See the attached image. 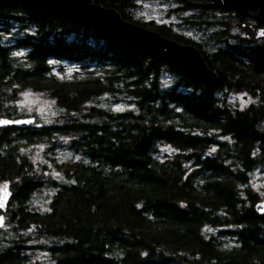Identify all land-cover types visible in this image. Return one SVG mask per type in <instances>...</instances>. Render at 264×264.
I'll use <instances>...</instances> for the list:
<instances>
[{"label": "trees", "instance_id": "16d2710c", "mask_svg": "<svg viewBox=\"0 0 264 264\" xmlns=\"http://www.w3.org/2000/svg\"><path fill=\"white\" fill-rule=\"evenodd\" d=\"M174 1L198 10L192 24L211 30L203 44L155 19H135L137 0L96 2L197 47L216 81L192 77L66 16L0 4V116H22L13 102L24 90L45 92L74 115L58 125L0 127V182L9 181L12 192L7 222L55 240L44 264H264V212L256 211L264 189L251 184L252 171L264 163V40L240 29L231 34L233 25L247 22L236 12ZM215 11L226 18L205 16ZM15 23L27 31L10 45L4 38ZM16 49L25 53L17 58ZM52 60L76 63L78 71L60 78ZM165 71L176 77L168 87ZM228 92L254 100L239 108L226 101ZM106 94L133 107L86 106ZM56 134L70 137L68 148L87 159H53L65 183L42 179L22 151ZM159 143L175 152L159 157ZM46 186L56 191L42 212L30 198ZM226 236L234 243L226 244ZM22 241H0V264H40Z\"/></svg>", "mask_w": 264, "mask_h": 264}, {"label": "rangeland", "instance_id": "374dc122", "mask_svg": "<svg viewBox=\"0 0 264 264\" xmlns=\"http://www.w3.org/2000/svg\"><path fill=\"white\" fill-rule=\"evenodd\" d=\"M193 1V0H192ZM193 3H195L193 1ZM184 4H179L174 0H137V7L134 9V18L149 20L155 19L157 23H164L175 33L191 39L196 43L203 44L207 35L211 32L210 29H203L192 24L191 21L198 16V10H185ZM209 20H217L215 18H226V15L215 11L205 15ZM220 19V20H221ZM244 22V21H243ZM10 34H6L4 41L7 44H15L16 38L25 35L27 29L21 28L20 24H12L10 26ZM231 34L241 35L238 28L230 29ZM25 53L24 49L14 50L13 55L17 58ZM52 72L60 78H71L78 71L76 63L52 60ZM163 81L166 87L170 86L175 80V75L165 71L163 73ZM226 101L233 106L243 108L250 104L254 99L243 93L228 92L225 94ZM108 106L115 111H123L133 107L132 103L126 98L114 97L109 95H100L87 103ZM18 112L22 114L20 117H35L32 125H58L63 124L73 117V113H69L56 104V101L45 92H35L32 90H24L20 92L18 99L13 102ZM264 126V122L262 123ZM70 140L68 136L54 135L49 141L36 142L26 144L22 147V151L26 153L34 164L35 170L44 180H54L58 183H65L66 179L54 169L53 159L56 161L75 160L87 162V159L82 155L71 151L67 143ZM215 150V147L211 151ZM175 150L165 143H159L157 155L161 158H166L174 153ZM251 184L258 192H263L264 189V163L259 164L251 173ZM56 191L54 186H46L41 190L36 191L30 198V203L39 211H47L51 196ZM264 201L263 198L259 201ZM6 214V213H5ZM4 214V224L0 227V241L2 243H9V241L16 237L23 239L22 244L25 251L30 256L31 260L36 263L44 264L50 262L48 246L55 242L53 239L38 237L32 227L26 230L13 229L12 224L8 223V217ZM207 233L218 236L220 229L205 227ZM19 233V234H18ZM224 242L228 245L234 243V239L226 236L223 237Z\"/></svg>", "mask_w": 264, "mask_h": 264}, {"label": "water", "instance_id": "95a60500", "mask_svg": "<svg viewBox=\"0 0 264 264\" xmlns=\"http://www.w3.org/2000/svg\"><path fill=\"white\" fill-rule=\"evenodd\" d=\"M96 1L100 0H0V4L20 5L30 10L66 16L115 43L140 53L154 54L192 77L204 81H216V73L204 61L197 47L179 43L156 31L125 20L115 8L103 6ZM193 1L197 6L205 9L236 12L241 19H253L258 26L237 22L235 27L242 29L247 38L264 40V0ZM34 121L33 116L18 118L0 116V127L26 128ZM11 194L10 182H0V227L4 224V214ZM256 211L259 214L264 212V201L256 205Z\"/></svg>", "mask_w": 264, "mask_h": 264}, {"label": "flooded vegetation", "instance_id": "af4514ba", "mask_svg": "<svg viewBox=\"0 0 264 264\" xmlns=\"http://www.w3.org/2000/svg\"><path fill=\"white\" fill-rule=\"evenodd\" d=\"M229 13H233V12H229ZM246 20H247V22H244V23H248V24H252V25H254V26H258V25L255 23V21H254L253 19L246 18ZM242 22H243V21H242ZM240 31L243 32L242 29H240ZM243 33H244V32H243Z\"/></svg>", "mask_w": 264, "mask_h": 264}]
</instances>
